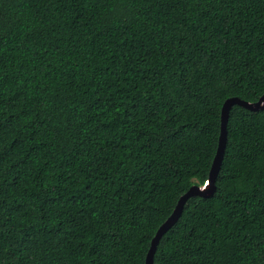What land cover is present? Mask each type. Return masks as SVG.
Listing matches in <instances>:
<instances>
[{
    "label": "trees",
    "instance_id": "16d2710c",
    "mask_svg": "<svg viewBox=\"0 0 264 264\" xmlns=\"http://www.w3.org/2000/svg\"><path fill=\"white\" fill-rule=\"evenodd\" d=\"M263 95L264 0H0V264H146ZM227 135L154 264H264V109Z\"/></svg>",
    "mask_w": 264,
    "mask_h": 264
},
{
    "label": "water",
    "instance_id": "95a60500",
    "mask_svg": "<svg viewBox=\"0 0 264 264\" xmlns=\"http://www.w3.org/2000/svg\"><path fill=\"white\" fill-rule=\"evenodd\" d=\"M240 105L244 108H247L251 111H259L264 109V95L259 98V100L250 102L238 97H231L228 98L223 106H222V112H221V133L219 137V144L217 153L215 155L208 181L209 183H205L204 185H194L192 186L185 194H183L173 213L171 216L161 225V227L158 229L156 235L154 236L150 250L148 252L147 258H146V264H154V255L157 249V246L161 240V238L172 228L176 225V223L179 221V219L182 216V213L184 211V207L187 204L188 200L192 197H203V198H212L217 190L216 180L218 177V174L221 170V166L224 160V155L226 151V145H227V124L229 120V113L231 108L234 105Z\"/></svg>",
    "mask_w": 264,
    "mask_h": 264
},
{
    "label": "clouds",
    "instance_id": "9594fccd",
    "mask_svg": "<svg viewBox=\"0 0 264 264\" xmlns=\"http://www.w3.org/2000/svg\"><path fill=\"white\" fill-rule=\"evenodd\" d=\"M206 182H207V183H209V181H208V180H207Z\"/></svg>",
    "mask_w": 264,
    "mask_h": 264
}]
</instances>
